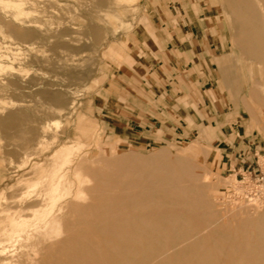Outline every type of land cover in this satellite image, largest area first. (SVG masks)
Segmentation results:
<instances>
[{
    "label": "rangeland",
    "instance_id": "374dc122",
    "mask_svg": "<svg viewBox=\"0 0 264 264\" xmlns=\"http://www.w3.org/2000/svg\"><path fill=\"white\" fill-rule=\"evenodd\" d=\"M14 27L35 36L21 40ZM236 30L228 0H0V264L111 259L100 252L113 247L103 246L113 239L101 229L106 210L163 176L171 160L207 169L208 184L192 193L195 210L240 240L223 246L202 234L153 264H217L222 248L260 245L264 217L254 212H264V110L253 119L245 107L246 35ZM227 61L240 94L219 87L218 63ZM28 108L42 120L20 146L12 113ZM141 115L150 116L146 125ZM69 159L78 164L61 190L81 191L71 198L79 207L58 210L65 199L50 198L49 183ZM257 258L253 264L264 261Z\"/></svg>",
    "mask_w": 264,
    "mask_h": 264
},
{
    "label": "bare ground",
    "instance_id": "6f19581e",
    "mask_svg": "<svg viewBox=\"0 0 264 264\" xmlns=\"http://www.w3.org/2000/svg\"><path fill=\"white\" fill-rule=\"evenodd\" d=\"M228 2H229V12L231 13V16L234 20V28H237V30L239 29L243 34L246 35L245 44L243 46V53L246 55V58L248 60L249 63L248 74H250L247 78L246 85H249L251 87H249V89L247 88L248 91L247 93H244L243 96V99L245 101L244 102L245 107L247 108L249 113L253 115V119H255V117H257L258 119V113L260 111L259 109L264 110V0H228ZM12 3L14 2L13 1L10 2V4ZM22 3L23 1L21 2V5ZM14 5H16V2ZM163 6L164 5H162V7ZM13 31L21 40L29 39L35 36L34 31L28 29H21L18 27L17 28L14 27ZM235 43L236 41L234 38V45ZM223 60L225 59L223 58ZM232 63H229V61L218 63L217 75L219 77L218 78L219 80L217 81L219 82V87L221 90L226 87L231 92L235 94H240L239 91L240 85L238 84V79L236 75L237 72L235 74V72L233 71V66H231ZM236 66H239L238 62ZM251 76L254 77V79H251L252 78ZM246 85L243 83L241 87L242 90H245ZM1 87L3 86L0 84V88ZM253 99L258 101L259 108L251 103V100ZM231 102L234 103V101ZM17 113L19 115H17ZM12 116L13 117L15 116L17 122L20 124V126H22V128L19 131V137L21 138L20 146H22L28 143V141L38 133L37 126L41 123L42 112H40L37 109L28 108L26 110H16L15 112L12 113ZM262 120L264 122V119ZM82 148L83 147L79 148V150ZM197 149H199L201 153V149L198 147ZM197 151H195V153ZM89 153L90 152H88V155ZM181 153L183 152L181 151ZM197 154L199 153L197 152ZM70 157H72V155H70ZM68 161H69L68 163L63 164L57 169V171L52 175V178L50 179V183H49V191H48L50 195L49 197L52 199H56L55 202L59 200L58 198L63 200L65 199L63 204L58 208V210L64 208L66 204H70V206H72V209L73 208L76 209L79 207L77 205H74L73 200H71V198L74 199L77 198L81 191L61 190L62 181L64 180L65 176L67 175V173H69L74 168H76L78 164L77 162L73 163L74 161L70 162V159ZM172 161L173 160H171L169 163H167L166 161V164L163 165V167L166 170L163 176H159L158 178H153V182L147 183L145 187L136 191L134 193V197L129 196V198L125 199L122 203H117L116 207L106 210L102 218L103 224L101 229L104 235H106V237H110V239L111 238L113 239L111 241L103 242V246L106 247V245H108L113 247L110 249L100 250V252L102 254L105 251L106 254H108V252L109 254L111 253L112 258L109 260H103L101 261L100 264H153L154 261L157 258H160L161 256L163 257L167 254L170 255L171 253L179 254L178 251L180 247L183 248L185 247L183 244L184 242H186L189 238L191 239L193 237L196 238L201 236L202 234H205V236H202L203 238L215 237L216 240L218 241L220 240L219 243L222 244L223 246H225L224 243L230 244L231 242H236L240 240L237 234H225V232L224 233L222 232L219 226V222H221V220L220 221L207 220L201 218L200 217L201 212L199 210L198 211L195 210L196 208L195 203L197 202L198 198L193 194L194 191L198 190L197 188L198 184L199 185L208 184L209 180L206 181L207 180L206 178L203 179L207 175L210 176V174H208L207 169L205 167L204 169L203 168L201 169L200 167L198 168V166L193 163L187 164L186 163L187 161H183L179 163V165L177 162L176 164H173ZM79 176L80 175H78L77 177ZM177 180H179L182 183V186L176 183ZM190 182L191 184L189 185ZM174 187L177 188V190L172 192V188ZM79 188L80 186L78 185V190H80ZM28 195H29V190H26L19 196L18 200L22 202L25 199H27ZM169 205L171 206V208L167 207ZM174 207H178V208H174ZM258 210H260V208ZM243 211L247 214V216L250 215V212L248 210L245 209ZM256 212H254L255 216L264 217V212H260V213H256ZM50 214L51 212L48 213L46 219L47 217L50 216ZM71 225L73 226V223ZM150 238L156 239L155 241L150 242L152 245L151 248L146 247L142 249L141 246L146 245ZM165 238H168V240L163 241ZM247 241H249V239H247ZM251 242L253 243L247 242L246 244L247 249L241 250L235 248L236 250L233 252V254L227 252L224 248H222V250L218 252L217 264H233L240 261L248 262V264L258 263L257 261L258 253H262V259L264 258V239L262 240V242H259L260 245L254 243L257 242L255 240ZM122 246H126L127 248H125L124 250L119 249ZM255 246L256 247L259 246V248H255ZM3 250H5V246L0 248V252H2ZM235 252L236 254H234ZM133 253L135 255L131 256ZM179 257H181V255ZM165 262L166 260L163 261L161 264ZM260 264H264V261H262Z\"/></svg>",
    "mask_w": 264,
    "mask_h": 264
},
{
    "label": "crops",
    "instance_id": "0c3cea01",
    "mask_svg": "<svg viewBox=\"0 0 264 264\" xmlns=\"http://www.w3.org/2000/svg\"><path fill=\"white\" fill-rule=\"evenodd\" d=\"M188 42L189 41L186 40V43H188ZM148 117H150V116H146V115H141L140 116V119L145 122V125H146V122H149V120L147 119ZM176 129H178V127Z\"/></svg>",
    "mask_w": 264,
    "mask_h": 264
}]
</instances>
